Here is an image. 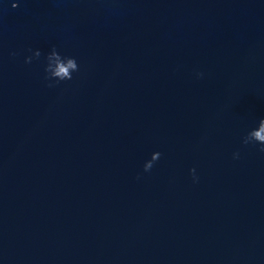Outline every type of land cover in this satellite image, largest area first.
Returning a JSON list of instances; mask_svg holds the SVG:
<instances>
[{"label":"water","instance_id":"obj_1","mask_svg":"<svg viewBox=\"0 0 264 264\" xmlns=\"http://www.w3.org/2000/svg\"><path fill=\"white\" fill-rule=\"evenodd\" d=\"M262 118L264 0H0V264H264Z\"/></svg>","mask_w":264,"mask_h":264},{"label":"clouds","instance_id":"obj_2","mask_svg":"<svg viewBox=\"0 0 264 264\" xmlns=\"http://www.w3.org/2000/svg\"><path fill=\"white\" fill-rule=\"evenodd\" d=\"M18 5L13 4L12 7L16 8ZM29 51H32L29 49ZM12 56H15L16 53H11ZM41 56V52L36 50L32 56H28L25 58V63L30 64L32 62L33 57L39 58ZM47 63L44 68L45 80L49 81L48 86H54L52 81L55 83H59L61 81L71 80L72 73L78 72V64L74 57L62 56L55 47L46 55L45 57ZM70 70V71H69ZM198 76H202L203 73H197ZM242 143L244 145L249 144H258L260 145L259 151L264 152V118L260 119L258 125L255 128H252L247 132V134L242 138ZM161 153L155 152L152 154L151 159L146 161L144 164V171L149 172L154 163L160 158ZM234 159L239 158V153L233 154ZM190 173L192 174L193 182L198 181V177L196 176L195 168L190 169Z\"/></svg>","mask_w":264,"mask_h":264}]
</instances>
